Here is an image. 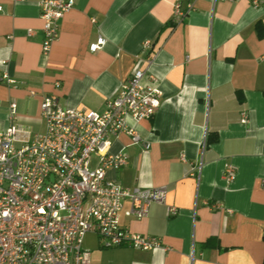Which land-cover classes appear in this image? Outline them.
I'll list each match as a JSON object with an SVG mask.
<instances>
[{"label": "crops", "instance_id": "obj_1", "mask_svg": "<svg viewBox=\"0 0 264 264\" xmlns=\"http://www.w3.org/2000/svg\"><path fill=\"white\" fill-rule=\"evenodd\" d=\"M41 1L0 0V132L11 103L19 126L44 132L40 104L51 94L64 108L103 112L137 67L162 92L153 118L129 120L142 143L110 138V153L124 151L129 163L107 172L127 188H166L165 204L145 217L128 201L120 214L122 228L160 248H105L88 234L91 264H264V0H74L48 56ZM178 3L186 14L176 20Z\"/></svg>", "mask_w": 264, "mask_h": 264}, {"label": "built area", "instance_id": "obj_2", "mask_svg": "<svg viewBox=\"0 0 264 264\" xmlns=\"http://www.w3.org/2000/svg\"><path fill=\"white\" fill-rule=\"evenodd\" d=\"M248 1L258 8L262 0ZM74 6V0L40 2L45 56L59 38L60 21ZM185 14L176 4L175 19ZM104 43L99 38L90 49L98 51ZM150 46L146 41L143 50ZM153 61L147 56L149 67ZM4 78L15 84L8 75ZM54 87L59 89L60 84ZM161 98L156 78L137 67L103 112L64 108L56 94L44 97L42 133L32 134L19 126L16 104H10L11 123L0 132V264H91L84 249L88 234L97 235L105 248L128 246L144 252L160 248L157 238L122 228L120 214L128 201L129 213L145 217L151 204H165L166 188H127L108 179L107 172L129 163L124 151L110 153V138L126 134L132 145L142 143L129 120L140 123L153 118ZM247 121L243 112L241 123ZM144 147L149 149L150 144ZM235 179L233 168H227L226 182ZM169 211L177 214L176 208Z\"/></svg>", "mask_w": 264, "mask_h": 264}, {"label": "rangeland", "instance_id": "obj_3", "mask_svg": "<svg viewBox=\"0 0 264 264\" xmlns=\"http://www.w3.org/2000/svg\"><path fill=\"white\" fill-rule=\"evenodd\" d=\"M92 242H94V238L92 236H88L85 242V246L91 244Z\"/></svg>", "mask_w": 264, "mask_h": 264}, {"label": "trees", "instance_id": "obj_4", "mask_svg": "<svg viewBox=\"0 0 264 264\" xmlns=\"http://www.w3.org/2000/svg\"><path fill=\"white\" fill-rule=\"evenodd\" d=\"M263 34H262V31H259V37H262Z\"/></svg>", "mask_w": 264, "mask_h": 264}]
</instances>
